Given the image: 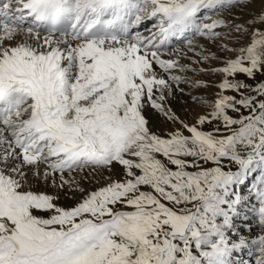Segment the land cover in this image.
Instances as JSON below:
<instances>
[{
  "label": "snow or ice",
  "instance_id": "1",
  "mask_svg": "<svg viewBox=\"0 0 264 264\" xmlns=\"http://www.w3.org/2000/svg\"><path fill=\"white\" fill-rule=\"evenodd\" d=\"M253 2L0 0V264H264V8L221 15ZM226 35L249 39L196 52L211 69L173 43ZM197 70L220 79L188 124L167 101ZM146 109L180 127L157 134ZM249 205L255 237L236 228Z\"/></svg>",
  "mask_w": 264,
  "mask_h": 264
},
{
  "label": "bare ground",
  "instance_id": "2",
  "mask_svg": "<svg viewBox=\"0 0 264 264\" xmlns=\"http://www.w3.org/2000/svg\"><path fill=\"white\" fill-rule=\"evenodd\" d=\"M262 8H264V0H259V3L257 5H255L252 9H250L249 13H246V15L240 16V14H239L238 17H234L231 19L228 16H225V17L222 16V17L224 19L228 20L230 23H234V22L243 23V22L248 21V20L252 19L253 17H255L257 15V13H259L261 11ZM232 20H234V21H232ZM248 39H249V37H245L242 42L237 41V48L239 46H242V43H246L248 41ZM173 43L175 45H177L176 48H179L181 50V52L179 53V56H180V61L182 64L189 65L190 67L193 65H195V66L198 65V63L194 64V62H196L198 59V57L196 56V52L198 51L197 47H194L195 51H190L187 43H177L176 41H173ZM201 67L204 68L203 65H201ZM176 74L182 75V76L192 75L190 73V71L184 72V73L177 72ZM240 78L243 79L242 76ZM217 82H218V80H214L213 81L214 84H208L209 85L208 87L204 88L201 92H199L197 94L193 93L191 95V97L197 96L200 99L201 98H209L210 100H212V99L214 100L215 99V93L217 91V87H216ZM249 82L251 83L252 81H249ZM179 88H182L183 91H180L176 85H173L174 91H173V94L169 97L167 103L171 106V110L175 113V115L179 116V119H181L183 121H192V122L196 121L197 116L203 114V110L200 109L195 104H193L192 102H189L190 98L186 94L185 87L182 86V84L179 85ZM146 116L149 119V121L151 122V124L153 123L155 125V124H157L158 121H160L159 119H160L161 115L152 109H146ZM162 118H164V117L162 116ZM165 121H169V120H165ZM156 128H157V126H156ZM159 133H162V132H159ZM81 175H83V174H81ZM77 179H80V177H77ZM82 186L86 189H90L92 187H95V186H90L89 182L87 180L82 181ZM250 188H251V183L247 184L242 189V192L245 195L246 199H247V195H248ZM39 190L47 191L51 194H56V192L73 193V192L69 191L68 189L58 191L54 188H41ZM79 197H80L79 193H73L72 196L65 197L64 199H59V203L62 206H71L72 204H75L79 200ZM243 213L247 214L246 218L244 217L243 214L241 217H238L236 220V228L238 230H242V232H243V230H245V228H247L249 226H254L257 229V231H254L255 233L252 231L253 233L250 235L245 234V233L244 234L248 235V236H252V237L259 235L261 232V226L259 225L257 216L251 211L250 205L244 207ZM256 256H257V254L254 251L245 250L243 252L237 253L236 259L237 260H243L244 264H255Z\"/></svg>",
  "mask_w": 264,
  "mask_h": 264
},
{
  "label": "rangeland",
  "instance_id": "3",
  "mask_svg": "<svg viewBox=\"0 0 264 264\" xmlns=\"http://www.w3.org/2000/svg\"><path fill=\"white\" fill-rule=\"evenodd\" d=\"M259 3V0H254V2L249 6V7H241V8H236L234 10H232L231 12H224L222 13L221 15L223 17L225 16H228L231 18H234V17H238L239 14L240 16H243V15H246V13H249L250 9H252L255 5H257ZM210 19H206L205 22H211V19H214L216 18V16H213L211 13L208 14ZM240 18V17H239ZM234 21V20H232ZM234 23H238V22H234ZM226 34L228 33V29H224L223 30ZM194 39V47H197L198 48V51H201L202 49L207 51V52H210V53H216L217 55H220L221 57L224 56V53L222 50L219 49L218 45L220 43H228L230 47H233V46H236L237 47V40H235L234 38L226 35L224 39L220 40V41H210L208 40L207 38L205 37H200V36H197ZM197 39V40H196ZM183 43H187V42H183ZM202 43V44H201ZM201 45V46H200ZM177 45H175L176 47ZM200 47V48H199ZM208 49V50H207ZM234 55V54H233ZM196 62H194L195 64ZM201 65L204 66L201 67ZM218 66V62L217 63H214L213 61H207V62H201L199 63L197 66L193 65L191 66L192 68H196V69H211V68H214V67H217ZM190 73L192 75H184L188 78V83H183L182 86L185 87V92L186 94L189 96V102H192L193 104H195L196 106H198L200 109L203 110V114H206L210 108H211V102L212 100H210L209 98H201L200 100H197V101H194L191 97V95L193 93H199L201 92L204 88L206 87H195L192 85V81H196V80H199V81H204L206 82L207 84H214L213 81L214 80H219L220 77L217 75V74H214L210 71H200V70H197V71H190ZM188 92V93H187ZM194 101V102H193ZM201 101H207L208 103H203ZM205 106V107H204ZM178 111V110H177ZM199 111V110H198ZM202 114V115H203ZM178 116V115H176ZM179 117V116H178ZM164 119V120H163ZM160 121L157 122V124H151V122L149 121L150 123V126L151 128H154L152 129L154 132H156L157 134H160L161 136H167L169 133H171L174 129L180 127V125L178 123H175V122H172V121H165L166 119L165 118H162V115L160 116ZM181 120V119H180ZM183 121V120H182ZM185 123H188V124H193L195 123L196 121H184ZM159 123V124H158ZM157 126V128H156ZM212 127V125H206L204 126V129L205 130H210ZM156 130V131H155ZM159 130V131H158ZM158 131V132H157ZM159 132H162V133H159ZM90 186H96L94 184H89ZM55 195H58L59 196V199H64L65 197H69V196H72L73 193H62V192H56ZM254 231H257L256 227L254 226H249L247 228H245V230H243V234H252ZM255 233V232H254Z\"/></svg>",
  "mask_w": 264,
  "mask_h": 264
}]
</instances>
